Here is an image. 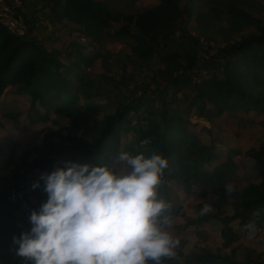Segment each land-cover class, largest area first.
Returning <instances> with one entry per match:
<instances>
[{"label":"trees","instance_id":"trees-1","mask_svg":"<svg viewBox=\"0 0 264 264\" xmlns=\"http://www.w3.org/2000/svg\"><path fill=\"white\" fill-rule=\"evenodd\" d=\"M21 1L22 5L26 3V0ZM51 1L58 21L67 20L71 23V34L81 33L91 39L84 46H76L77 55L81 57L80 65L85 62L88 66L96 61V56L94 58L90 52L91 42L100 41L104 32L117 24L119 28L114 32L115 37L119 41L131 39L134 42L131 49L134 57L145 64L154 62V85L157 87L151 90L153 82L142 83L141 88L144 89L137 92L133 105L119 104L115 115L96 116L90 123L93 111L79 106V99L85 97L100 100L95 80H89V72L83 69L78 70L76 84L67 78L63 73L65 64L59 59V51L50 52L43 48L36 37L32 38L30 34L34 27L29 26L36 20L33 17L27 18L22 12L28 27L27 36H15L0 25V101L8 91L17 89V93L26 95L33 105L43 109L35 121H52L51 115L70 119L71 126L66 129V140L70 145L59 152L67 155L68 160L59 162L61 165L64 161L109 163L123 149L121 133L131 129L138 137H135L137 147L124 151L133 155L143 153L146 157L154 153L161 154L169 160L158 189L159 196L168 194V185L185 191L189 196L195 194L196 186L209 187L215 196L211 206L215 212L210 213L209 220L220 221L231 231L241 226L251 230L258 225L263 229L261 235L264 237V157H260L263 181L245 185L233 205L229 198L232 190L228 191L232 186L223 183L228 181L229 176L238 173L240 166L234 156H224L225 160L215 170L206 168L223 157L222 152L217 150L220 143L215 140L223 141V138L215 136V125L221 124L224 128L220 129L225 132L226 128L221 121L228 114L239 112L249 117L264 104V20L244 11L240 5L241 0H206V25L226 23L227 27L235 29L238 36L236 41L222 49L218 66L214 67L207 78L200 74L192 48L184 44L176 45L172 40L177 24L189 22L194 16L190 9L181 6L182 0H159L156 6L133 15L113 13L107 1ZM246 29L250 31L245 34ZM160 80L165 86L159 83ZM189 92L199 104L196 120H205L208 125L193 123L183 115L168 116L165 110L168 106L166 99H170L169 105L172 107L181 98L185 99ZM149 97L154 98L159 107L147 105ZM34 111L38 112L37 109ZM131 114L137 116L136 126L132 122L135 117ZM159 114L160 121L157 120ZM7 117L16 116L9 114ZM86 127L97 132L92 141L78 136ZM50 138L48 134L46 140ZM5 146V151L13 154L14 142ZM0 157H3L1 152ZM25 161L11 175L0 176V264H28L15 253L13 237L22 232L18 228L22 215L18 206L8 201L10 192L22 189L28 197L36 195L38 201L33 204L35 210H39L48 198L45 192H40V188L34 190L32 185L36 181L28 177V172L21 171L28 167ZM1 163L0 172L7 167L9 160L4 159ZM52 170L50 168L46 172ZM228 205L231 210L225 213L223 210ZM170 211L172 214L177 213L174 206ZM197 216L202 218V208L198 209ZM232 238L226 240V246L231 247L234 243ZM261 243L264 246V238ZM231 248L228 250L229 257L203 251L194 254L189 262L264 264V250H257L256 259L239 261L235 256L243 250L238 245Z\"/></svg>","mask_w":264,"mask_h":264},{"label":"rangeland","instance_id":"rangeland-1","mask_svg":"<svg viewBox=\"0 0 264 264\" xmlns=\"http://www.w3.org/2000/svg\"><path fill=\"white\" fill-rule=\"evenodd\" d=\"M104 1H107L113 13L124 15L137 14L159 4V0ZM240 5L244 11L264 20V0H241ZM181 6L190 9L194 16L189 22L177 24L176 34L172 40L176 45L184 44L188 48H192L198 60L200 74L208 78L214 71V67L218 66L220 62L222 49L227 44L236 41L238 36L235 29L227 27L226 23L216 22L206 25L204 18L208 12L206 0H182ZM47 28L49 29V27ZM118 28L119 25L114 24L112 28L104 32L100 41L91 42L90 52L94 58L96 56V61L91 65L86 66L85 62L79 64L81 57L77 55L78 51L75 45L68 46V43L65 44L66 48H61L65 49V52L58 54L60 60L64 61L65 64L63 73L73 83L78 82L76 75L81 69L89 72V80H95V89L100 93V100L85 97L79 99V106L93 111L90 123L96 116L99 118L102 115H115L119 104L133 105L137 92L144 89L141 88L142 83L153 82L151 90L157 87L154 85L153 74L155 73L154 69H156L154 62L145 64L134 57L131 51L134 42L131 39L119 41L114 35ZM248 31L250 30L246 29L244 33L246 34ZM188 35L190 37H186ZM55 46L57 47V44ZM159 83L164 85L162 80ZM145 90L150 91V89ZM141 92L144 93L145 91ZM181 99L172 107L169 105L170 99H166L168 106L165 110L168 112V116L183 115L189 117L193 123L199 122L208 125L205 120H196L195 116L199 104L192 93L189 92L185 99ZM146 104L159 107V103L155 102L152 97L147 99ZM35 109L38 112H35ZM39 113H43V109L39 105H33L26 95L17 93V89L8 91L0 101V152L3 156L0 157V165L4 159L9 160V164L0 172V176L11 175L25 159L28 167L21 171L28 172V177L38 181L42 173L49 171L50 168L54 169L59 162L68 160L67 155L59 152H63L70 145L66 140L68 134L66 129L71 126L70 119L51 115L52 121H35ZM9 114L16 117H7ZM141 114L143 113L141 112ZM130 116L135 117L132 122L136 126L137 116L135 114ZM157 120H161L160 114L157 116ZM141 123L144 121L141 120ZM221 123L226 130L222 132L223 129L220 127L223 126L221 124L215 125V136H220L223 141L215 140L220 143L217 150L222 152L223 157L213 166L206 168L215 170L225 160L224 156L227 154L234 156V160L240 166L238 173L229 176L228 181L223 183V185L232 186L229 198L231 205H233L245 185L251 182L259 184L263 181L261 175L263 163L260 161V157H264V104L253 111L249 117L236 112L228 114ZM95 133L97 132L92 128L86 127L78 136L81 139L92 141ZM48 134L51 135V138L47 141L46 136ZM135 137L138 138L131 129L121 133L123 149L120 152H124V149L130 147L136 148ZM12 142H14L15 150L13 154H10V152L5 151V144ZM236 151L239 152L238 155L235 154ZM117 167L119 166L117 165ZM194 188L195 194L189 196L186 195L185 191L177 190L172 185H168V194L159 196L171 205L165 213L172 221L168 230L180 241L179 246L175 249V257L172 259L165 258L163 264H173L174 262L190 264L189 261L193 259L192 256L203 251L229 257L228 250L237 245L243 252L237 253L236 260L243 261L254 257L256 259L257 250H264L263 243H261L262 238H264L261 235L263 229L255 225L251 230L241 226L231 231L220 221L209 220L210 213L215 212L211 208L215 196L210 192L209 187L200 188L196 186ZM40 192L44 193L41 188ZM30 200L33 204L38 201V197L33 195ZM173 206L177 213L172 214L170 211ZM206 206L208 210L204 211ZM199 208H202V218L197 216ZM230 208L228 205L223 211L228 213ZM231 237H233L234 243L231 247L226 246V240Z\"/></svg>","mask_w":264,"mask_h":264},{"label":"clouds","instance_id":"clouds-1","mask_svg":"<svg viewBox=\"0 0 264 264\" xmlns=\"http://www.w3.org/2000/svg\"><path fill=\"white\" fill-rule=\"evenodd\" d=\"M168 166L161 154L126 151L106 164L58 163L32 185L48 198L31 212L30 229L13 237L16 255L28 264H163L174 258L180 241L168 230L171 205L158 195Z\"/></svg>","mask_w":264,"mask_h":264},{"label":"crops","instance_id":"crops-1","mask_svg":"<svg viewBox=\"0 0 264 264\" xmlns=\"http://www.w3.org/2000/svg\"><path fill=\"white\" fill-rule=\"evenodd\" d=\"M53 9L54 6L51 0H26V3L22 5V12L26 14V17H33V19L36 20L35 23L29 26L34 27L30 35L32 36V38L36 37L39 43L42 44L43 48L47 49L50 52L59 51V53L61 54L65 52V49L61 48H66L65 44L67 43L68 46L75 45L78 47L80 45L84 46L88 42H90L91 39L89 37H86V35H82L81 33L71 34L69 31L72 29L71 23L67 20L58 21V19L56 18L57 15L53 11ZM24 14L23 17L25 18ZM47 27H49L51 31H49ZM55 44H57V47L55 46ZM53 46L54 48H52ZM70 48L72 49V47Z\"/></svg>","mask_w":264,"mask_h":264},{"label":"built area","instance_id":"built-area-1","mask_svg":"<svg viewBox=\"0 0 264 264\" xmlns=\"http://www.w3.org/2000/svg\"><path fill=\"white\" fill-rule=\"evenodd\" d=\"M0 25L15 36L25 37L28 35L25 19L22 15L21 0H0ZM8 201L15 206L17 205L22 215L18 228L21 231L30 229L29 216L35 208L25 190H12L8 196Z\"/></svg>","mask_w":264,"mask_h":264},{"label":"water","instance_id":"water-1","mask_svg":"<svg viewBox=\"0 0 264 264\" xmlns=\"http://www.w3.org/2000/svg\"><path fill=\"white\" fill-rule=\"evenodd\" d=\"M261 230V229H260ZM262 231V230H261Z\"/></svg>","mask_w":264,"mask_h":264}]
</instances>
